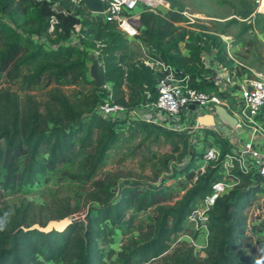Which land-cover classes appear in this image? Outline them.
Masks as SVG:
<instances>
[{"label":"trees","instance_id":"obj_1","mask_svg":"<svg viewBox=\"0 0 264 264\" xmlns=\"http://www.w3.org/2000/svg\"><path fill=\"white\" fill-rule=\"evenodd\" d=\"M51 16L54 17L53 23ZM170 17L174 18L173 15ZM140 19L143 29L139 39L143 43L149 44L166 62L197 78L193 82L194 87L216 90V84L209 75L200 72L203 67L201 55L210 52L211 45L221 48L220 39L209 33L199 36L189 32V37L188 30L175 27L151 11H142ZM96 25L80 20L62 5L60 9L53 8L47 0H0V70L10 80L21 79L28 88L38 86L45 73L57 81L49 89L45 103L37 102L27 94L23 106L16 91L0 90V188H24L38 183L41 177L48 180L49 174L67 161L76 143L84 147L95 136L94 149L88 154V167L83 175L89 179L105 160L109 149L119 141L116 127L123 121L90 114L103 101L105 90L96 86L87 61L80 57L86 48L98 49L97 58L103 67L104 80L111 82L115 102L128 106L124 84L138 86L139 89L146 87L156 95V81L150 68L141 61L125 62L126 41L114 24L98 22ZM51 26L53 28L49 31ZM247 29L245 26L239 35ZM73 35L82 36L79 44L66 42ZM186 35L192 41L184 55L179 45ZM88 39L93 41L89 44ZM97 42L101 45L95 48L93 45ZM23 68L28 71L24 73ZM66 76L90 84V91L71 99L59 87ZM42 147L47 149L44 158L38 155ZM191 164L188 161L181 168L188 180L193 177ZM216 169V166H209L172 206L159 204L150 237L136 244L131 253L121 258L120 264H144L161 255L169 246L171 237L181 231L182 223L191 213L192 201L210 190ZM168 178L170 176L164 177L157 185L124 184L115 196L109 191V186L108 200L97 201L95 212L86 214L85 224L84 220H72L60 232L24 230V227H29L25 225L27 207L17 210L18 220L11 227L7 215L2 213L0 264H103L105 254L98 248L97 241L103 237L105 223L115 225L128 209L145 210L154 205L157 195H166ZM245 181L250 182L251 177L246 176ZM258 190L257 185L249 189L235 186L221 194L209 211L210 249L205 257L197 261L189 253L183 261L174 264H256L243 255L238 245L246 231L243 211ZM73 238L78 243L76 260L69 262L66 255ZM134 252L138 253L137 259L133 257ZM261 252L264 254V248Z\"/></svg>","mask_w":264,"mask_h":264},{"label":"rangeland","instance_id":"obj_2","mask_svg":"<svg viewBox=\"0 0 264 264\" xmlns=\"http://www.w3.org/2000/svg\"><path fill=\"white\" fill-rule=\"evenodd\" d=\"M47 1L52 3L53 8H60L62 5L68 10L64 0ZM169 1L177 9H186L190 13L203 16L204 24L200 26L210 32L211 36L217 37L218 40L220 35L226 36V41L223 43L220 41L221 48L219 47L218 52L207 53L213 54L212 57L216 55L223 67L230 68V61L224 57V51L236 64L238 70L241 68L245 71L253 69L264 72L262 0ZM174 18L179 19L175 16ZM51 19H54L53 16ZM93 23L90 22L91 26H97ZM245 26H248V29L239 35V31ZM189 32L192 33L191 29L187 31L190 37ZM92 41V39L87 40L89 44ZM190 43L181 44V47H186ZM99 44L97 42L93 46L98 48ZM86 49L80 57L86 60L87 66L90 67L88 56L94 51L91 46ZM124 52V60L127 64L138 62L144 56V49L136 40L126 42ZM202 63L201 74L212 77L213 72L205 64L208 61L205 59ZM22 71L26 73L28 69L23 68ZM50 78L45 73L38 86L28 88L22 84L21 79L10 80L0 70V90L16 91L23 106L27 94L33 96L37 102L45 103L49 89L57 84L56 80ZM63 80L59 87L71 99L90 91L91 85L80 79L66 76ZM124 92L128 106L135 107L139 101V87L125 86ZM185 121L193 122L191 117ZM116 130L119 141L109 149L105 160L89 179H85L83 175L88 167V154L94 149L95 136L84 147L76 143L67 161L56 167L49 174L48 180L41 177L38 183L24 188H0V217L5 212L11 227L18 220L17 210L27 207L25 225L44 226L49 220H58L59 217L67 215L71 216L73 221L84 220L85 224L86 214L95 212L98 200L107 201L109 191L115 196L118 188L124 184L138 183L146 186L156 183L157 185L164 177L170 176L165 182L166 195H157L154 205L145 210L128 209L115 225L105 223L103 237L97 241L98 248L105 254L102 259L103 264H120L121 258L131 253L136 244L150 237L154 218L158 216L157 206L159 204L172 206L196 181L193 177L190 180L185 179L184 173L181 172V168L187 163L185 157L187 144L182 136L172 135L161 128L146 126L130 119L119 123ZM38 155L44 158L47 155L46 147H42ZM109 186H111L110 190ZM236 186L244 189L246 184L241 181ZM259 186L261 189L250 198L249 204L243 211L246 231L240 237L238 249L245 257L256 261V264H264V254L261 252L264 248V185ZM209 234L208 229L206 241L199 239L194 222L186 218L182 223L181 231L171 237L167 249L144 264H174L176 261H183L189 253L199 261L210 249ZM77 245V241L73 238L66 255V260L69 262L76 260ZM133 257L137 259L138 253L134 252Z\"/></svg>","mask_w":264,"mask_h":264},{"label":"built area","instance_id":"obj_3","mask_svg":"<svg viewBox=\"0 0 264 264\" xmlns=\"http://www.w3.org/2000/svg\"><path fill=\"white\" fill-rule=\"evenodd\" d=\"M101 1L105 9L93 12L82 0H64L65 7L80 20L112 23L126 42L137 40L144 49L140 61L150 68L156 81V95H152L146 87L140 88L138 103L135 107H129L114 101L112 84L105 81L101 87L105 90V97L90 114L111 117L119 122L130 119L183 136L187 144L186 161L192 162L190 171H193L196 182L209 166L217 167L214 179L210 181V190L192 201V210L187 216L188 221H193L198 229V238L206 241L209 211L221 194L241 181L246 184L244 189L264 185V72L238 70L223 51L224 57L230 61V68L223 67L216 55L211 62L205 63L213 72L209 78L215 82L216 90L196 88L193 82L197 78L183 68L166 62L149 44L139 39L143 29L140 15L144 10L154 12L175 27L191 29L194 35L199 36L210 33L200 26L204 24L203 16L177 9L169 0ZM51 21L53 23L54 19ZM81 37L73 35L66 42L79 44ZM219 37L221 43L226 41V36ZM185 43H190L188 35L179 45L184 55L188 53V48L181 47V44ZM210 51L218 52L219 46L211 45ZM203 53L202 61L213 55ZM93 54L97 57L98 50H94ZM190 104H193V108ZM216 105L223 106L236 119L235 126L220 118L215 110ZM206 114L213 115L212 125L199 123L198 118ZM189 117L192 123L185 121ZM246 176L251 177L248 183Z\"/></svg>","mask_w":264,"mask_h":264},{"label":"water","instance_id":"obj_4","mask_svg":"<svg viewBox=\"0 0 264 264\" xmlns=\"http://www.w3.org/2000/svg\"><path fill=\"white\" fill-rule=\"evenodd\" d=\"M82 1L90 11L102 12L105 9V4L101 0H82ZM56 9H60V8L57 7ZM205 54L206 52L203 53V55ZM88 58L90 61V67H89L90 76L95 81L96 86L98 88H101L105 84L102 65L99 62V59L94 54L89 55ZM190 107L193 108V104H190ZM215 110L221 119L229 123L232 127L235 126L236 119L232 117L223 106L216 105ZM198 121L202 125H212L214 123V117L212 114H206L200 116L198 118ZM71 223H72V218L71 216L67 215L58 220H49L44 226L34 224L32 226H29L28 228L24 227L23 229L24 230L37 229L42 232H49L51 230H56L60 232L63 231Z\"/></svg>","mask_w":264,"mask_h":264},{"label":"crops","instance_id":"obj_5","mask_svg":"<svg viewBox=\"0 0 264 264\" xmlns=\"http://www.w3.org/2000/svg\"><path fill=\"white\" fill-rule=\"evenodd\" d=\"M136 41H137V40H136ZM139 45H140V44H139ZM207 55H209V54H207ZM212 59H213L212 56L209 55V58H207L206 60L209 61V62H211ZM125 86H128V85H124V86H123V90H124ZM124 94H125V92H124ZM125 99H126V98H125ZM126 101H127V100H126Z\"/></svg>","mask_w":264,"mask_h":264},{"label":"bare ground","instance_id":"obj_6","mask_svg":"<svg viewBox=\"0 0 264 264\" xmlns=\"http://www.w3.org/2000/svg\"><path fill=\"white\" fill-rule=\"evenodd\" d=\"M259 1V0H258ZM263 4H262V7L264 8V0H262Z\"/></svg>","mask_w":264,"mask_h":264}]
</instances>
